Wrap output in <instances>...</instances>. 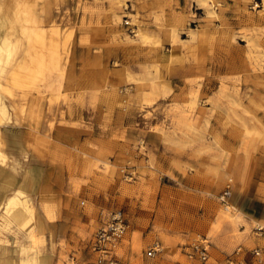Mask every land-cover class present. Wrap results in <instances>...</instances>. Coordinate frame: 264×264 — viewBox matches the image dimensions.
I'll return each mask as SVG.
<instances>
[{"label":"rangeland","instance_id":"374dc122","mask_svg":"<svg viewBox=\"0 0 264 264\" xmlns=\"http://www.w3.org/2000/svg\"><path fill=\"white\" fill-rule=\"evenodd\" d=\"M0 3L1 180L8 194L28 174L32 195L0 255L204 264L203 243L205 264H264V0ZM115 210L127 227L99 259Z\"/></svg>","mask_w":264,"mask_h":264},{"label":"bare ground","instance_id":"6f19581e","mask_svg":"<svg viewBox=\"0 0 264 264\" xmlns=\"http://www.w3.org/2000/svg\"><path fill=\"white\" fill-rule=\"evenodd\" d=\"M3 5H5V4H3ZM0 6H1V3H0ZM3 8H2V10H3ZM2 10H0V14L2 12H4V10L3 11ZM13 11H14V9H13ZM211 14H212V12H211ZM2 15H3V13L1 14V16ZM5 16H6V14H5ZM2 22H5V21L0 20V28H2V25H3ZM10 55H11V53H10V42L7 39H5L4 37L0 36V72L3 71V65L9 61ZM23 64H24V61H19L16 67H25ZM23 77H24V75L17 72L15 70L14 66H13V70H11L9 72V74L7 75V79L10 81H12V80H19L20 81V80H22ZM140 81H143V82H141V84L144 83L145 78L142 77L140 79ZM136 86L139 87L140 83H137ZM0 107L2 108L1 114L6 113L5 106L2 104V105H0ZM4 158H5V154L2 151V149L0 148V161H4ZM27 183L28 182L26 180L22 181L18 187H16L15 189L11 190L8 194H6L7 196L5 198L0 197V203L3 206L2 207L3 211H0V227L2 224L3 225L8 224L11 221V219L17 221V223L22 225V226H24L25 224H30L31 217L28 215L27 210L29 209L28 207L30 206V204L32 202V197L27 194V186H28ZM8 184H9V182H8ZM9 185H11V184H9ZM30 210H32V209H30ZM24 228H25V226H24ZM8 230H9V228H8ZM16 231H19V230H16ZM29 237L31 238L30 233H29ZM19 246H20L21 250L26 251V253H27L26 255L14 258L11 255L1 254L0 255V264H38V263L40 264V261L39 262L37 261L38 260L37 256L34 253L29 254L27 252L28 248L31 245L21 244Z\"/></svg>","mask_w":264,"mask_h":264},{"label":"built area","instance_id":"2783aa9c","mask_svg":"<svg viewBox=\"0 0 264 264\" xmlns=\"http://www.w3.org/2000/svg\"><path fill=\"white\" fill-rule=\"evenodd\" d=\"M227 190H224L221 198L225 200ZM127 227L126 219L120 210L113 211L104 222V224L96 231L93 240L91 242L92 249L99 252V259L102 256H106L111 253L112 249L116 246L118 240L121 238ZM258 229H264V226H257ZM161 250L159 242H154L148 249V255H154L156 252ZM192 251L197 253L200 260L206 263L208 250L203 243H194L192 245ZM239 250H236L238 253ZM193 253L190 252V256ZM112 264H120L116 260H111Z\"/></svg>","mask_w":264,"mask_h":264},{"label":"crops","instance_id":"0c3cea01","mask_svg":"<svg viewBox=\"0 0 264 264\" xmlns=\"http://www.w3.org/2000/svg\"><path fill=\"white\" fill-rule=\"evenodd\" d=\"M92 85L93 84H91V87H92ZM93 88V87H92ZM261 147H264V146H262L261 145ZM259 154L262 156V155H264V151H262V150H259ZM3 176L4 175H2L1 173H0V197L1 196H3L4 194H7V193H5V189H6V187H5V185H3V180H1V178H3ZM4 179V178H3ZM24 180H26L28 183V186H27V194L28 195H30V193H29V191H30V188H31V179H30V176L28 175V174H26L25 176H23L22 177V179H21V181L19 182V183H17L16 185H12V180H6V184L7 185H9V184H11V185H9V190L11 191V190H13V189H15L16 187H18L19 186V184L22 182V181H24ZM8 182H9V184H8ZM14 184V183H13ZM9 191V192H10ZM8 192V193H9ZM31 197H32V195H30ZM39 223H40V221H38ZM39 223H38V225H39ZM41 224V223H40Z\"/></svg>","mask_w":264,"mask_h":264}]
</instances>
